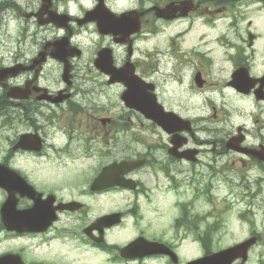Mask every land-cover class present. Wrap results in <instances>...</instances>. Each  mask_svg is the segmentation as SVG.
Returning a JSON list of instances; mask_svg holds the SVG:
<instances>
[{
  "label": "flooded vegetation",
  "instance_id": "af4514ba",
  "mask_svg": "<svg viewBox=\"0 0 264 264\" xmlns=\"http://www.w3.org/2000/svg\"><path fill=\"white\" fill-rule=\"evenodd\" d=\"M34 1L0 0V264H264V0Z\"/></svg>",
  "mask_w": 264,
  "mask_h": 264
},
{
  "label": "rangeland",
  "instance_id": "374dc122",
  "mask_svg": "<svg viewBox=\"0 0 264 264\" xmlns=\"http://www.w3.org/2000/svg\"><path fill=\"white\" fill-rule=\"evenodd\" d=\"M18 2L22 3L23 5H25L26 1H31V0H17ZM30 4V3H29ZM34 4V2H33ZM27 5V4H26ZM3 30H5V26H3V28H0V39H2L0 41V52H1V48H4V46H6L8 43H9V40H14L13 37H14V32H13V29L11 28V25H10V31L12 32L11 34V37H9V34H3ZM32 42V41H31ZM34 48L30 47L28 50L31 52ZM142 49H146V48H142Z\"/></svg>",
  "mask_w": 264,
  "mask_h": 264
},
{
  "label": "water",
  "instance_id": "95a60500",
  "mask_svg": "<svg viewBox=\"0 0 264 264\" xmlns=\"http://www.w3.org/2000/svg\"><path fill=\"white\" fill-rule=\"evenodd\" d=\"M59 49L58 50H56V52H59L60 51V49H62L63 48V42L62 43H60L58 46H57Z\"/></svg>",
  "mask_w": 264,
  "mask_h": 264
}]
</instances>
